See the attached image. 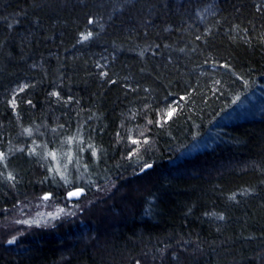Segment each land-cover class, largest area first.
<instances>
[{"label":"trees","instance_id":"trees-1","mask_svg":"<svg viewBox=\"0 0 264 264\" xmlns=\"http://www.w3.org/2000/svg\"><path fill=\"white\" fill-rule=\"evenodd\" d=\"M37 200L0 264H264V0H0V224Z\"/></svg>","mask_w":264,"mask_h":264},{"label":"rangeland","instance_id":"rangeland-1","mask_svg":"<svg viewBox=\"0 0 264 264\" xmlns=\"http://www.w3.org/2000/svg\"><path fill=\"white\" fill-rule=\"evenodd\" d=\"M45 196H47L49 199L50 194L43 193L41 198L44 199ZM44 200H47V199H44ZM36 205L40 206L39 211L37 210L36 214L32 216L28 215L29 216L28 218H23L22 217L23 214L21 215L20 212H18L17 214L11 216L12 217L11 221L7 222L5 226L0 224V228L4 227L3 229L7 231L3 237L5 239V242L8 243V241L13 240V239H14V242L23 241L24 237H27L28 235L32 233L33 228L42 227L43 225L47 226L48 224L50 225L53 223V220L55 219L54 215H56V212L52 213V212L46 211V213L41 214L42 208L44 207L45 204H41L38 201L36 202ZM35 217H38V218H35ZM14 242L9 243V244L13 245Z\"/></svg>","mask_w":264,"mask_h":264},{"label":"water","instance_id":"water-1","mask_svg":"<svg viewBox=\"0 0 264 264\" xmlns=\"http://www.w3.org/2000/svg\"><path fill=\"white\" fill-rule=\"evenodd\" d=\"M147 165H149V164H147ZM147 165H144L142 167V171L144 169L148 168ZM74 191H79L80 192V195L79 196H76V197H69L68 193L69 192H74ZM65 193H66V198L69 199L70 201L79 200L80 198L83 197V195L86 194V189L84 187L74 186L73 188L68 189Z\"/></svg>","mask_w":264,"mask_h":264},{"label":"snow or ice","instance_id":"snow-or-ice-1","mask_svg":"<svg viewBox=\"0 0 264 264\" xmlns=\"http://www.w3.org/2000/svg\"><path fill=\"white\" fill-rule=\"evenodd\" d=\"M89 22L91 23V21H89ZM89 35H90V33H89ZM84 38L87 39V37H84ZM169 115H171V113H169ZM147 167H151V165H147ZM68 195H69V197H76V196L80 195V192L79 191L69 192ZM44 199H48V197L45 196ZM13 242H14V239L8 241V243H13Z\"/></svg>","mask_w":264,"mask_h":264}]
</instances>
